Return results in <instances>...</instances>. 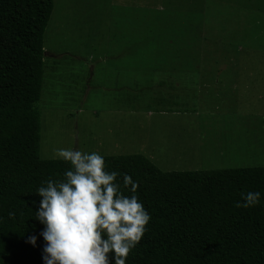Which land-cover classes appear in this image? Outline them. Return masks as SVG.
<instances>
[{"label": "rangeland", "instance_id": "1", "mask_svg": "<svg viewBox=\"0 0 264 264\" xmlns=\"http://www.w3.org/2000/svg\"><path fill=\"white\" fill-rule=\"evenodd\" d=\"M176 1L53 0L42 160L74 147L163 172L264 167V4Z\"/></svg>", "mask_w": 264, "mask_h": 264}, {"label": "trees", "instance_id": "2", "mask_svg": "<svg viewBox=\"0 0 264 264\" xmlns=\"http://www.w3.org/2000/svg\"><path fill=\"white\" fill-rule=\"evenodd\" d=\"M52 10L53 0H0V264H43L34 193L69 167L39 156L36 104ZM104 157L106 170L138 182L151 215L126 264H264V167L163 172L140 154ZM247 191L262 202L237 208Z\"/></svg>", "mask_w": 264, "mask_h": 264}, {"label": "clouds", "instance_id": "3", "mask_svg": "<svg viewBox=\"0 0 264 264\" xmlns=\"http://www.w3.org/2000/svg\"><path fill=\"white\" fill-rule=\"evenodd\" d=\"M55 156L69 167L61 178L43 181L34 193L39 203L32 202L33 219L43 226V264H126L151 220L138 182L106 170L105 157L95 151L58 148ZM261 202L259 191H247L235 206ZM36 242L37 236L29 237V244Z\"/></svg>", "mask_w": 264, "mask_h": 264}, {"label": "crops", "instance_id": "4", "mask_svg": "<svg viewBox=\"0 0 264 264\" xmlns=\"http://www.w3.org/2000/svg\"><path fill=\"white\" fill-rule=\"evenodd\" d=\"M216 2V0H214ZM219 1H226L227 3L232 2L234 4H237L235 7H239L240 9H250V4H255L259 2L260 4H264V0H258V2H255L254 0H219ZM177 5H179V12H185L188 14H192V15H201L203 14L204 10H205V3L206 0H177ZM256 8H258V10H260V7L257 6ZM261 14L264 15V5H263V10H261Z\"/></svg>", "mask_w": 264, "mask_h": 264}, {"label": "water", "instance_id": "5", "mask_svg": "<svg viewBox=\"0 0 264 264\" xmlns=\"http://www.w3.org/2000/svg\"><path fill=\"white\" fill-rule=\"evenodd\" d=\"M44 56H45V53H44Z\"/></svg>", "mask_w": 264, "mask_h": 264}, {"label": "bare ground", "instance_id": "6", "mask_svg": "<svg viewBox=\"0 0 264 264\" xmlns=\"http://www.w3.org/2000/svg\"><path fill=\"white\" fill-rule=\"evenodd\" d=\"M148 160V159H147Z\"/></svg>", "mask_w": 264, "mask_h": 264}]
</instances>
